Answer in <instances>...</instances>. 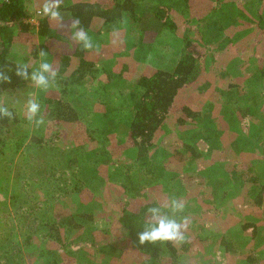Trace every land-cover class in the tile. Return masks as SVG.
<instances>
[{
    "label": "rangeland",
    "instance_id": "rangeland-1",
    "mask_svg": "<svg viewBox=\"0 0 264 264\" xmlns=\"http://www.w3.org/2000/svg\"><path fill=\"white\" fill-rule=\"evenodd\" d=\"M161 1L170 2L146 0L143 3V7L149 9L145 14L139 12L140 17L143 14L141 25L132 21L117 22L101 30V22L95 24L88 34L95 47L86 52V58L94 60L96 64L81 80L73 77L79 60L72 57L73 65L65 73L57 71L55 87L47 91L35 87L30 74L23 87L8 89L2 94L0 106L7 107L13 113V118H7L8 123L0 126V264H149L142 261L143 254L136 252L138 236L130 238L122 227L124 213L136 212L140 200H153L164 205L175 198V193H181V201L185 205L176 218L180 220L186 217L188 224L184 231L185 241L174 243L179 251L178 264H264V206H256L251 200L256 193L249 180L250 171L245 172L249 183L246 185L243 207L239 211L232 203L235 194L231 192L229 198H220L222 193L218 191V185L212 184L214 201L219 207L212 211L215 221L208 223L202 219V215L206 214L203 212L201 215L197 208L206 199L199 187L205 177L191 175L185 168L187 166L177 167L168 157L166 165L177 172L161 177L157 175L153 179L142 162L134 161L135 152L128 149V130L133 114L131 92L138 76L156 68L160 62L170 66L187 38L197 40L206 53L195 80L187 91L181 92L182 96L190 95L191 90H197L195 87L198 86L201 91H207L208 96L199 99L191 97L193 100L190 102L211 105L216 113L222 108L223 114L222 97L214 92L217 88L235 86L241 91L245 83L247 96L238 98L239 105L252 104L258 117L262 115L260 112L264 107V100L261 104L256 100L257 92H264V80L255 82L254 75L248 73L256 67L254 56L261 53L263 48L254 43L252 45L257 31L253 34L252 27L245 21L231 28L229 40L227 33L223 37L226 41L223 43L227 45L224 52L218 43L208 46L217 37L210 31L201 36L199 32L202 29L192 34L193 29L190 28L192 32L189 30L187 34L191 36L185 37L167 29L139 33L132 31L133 25L144 28L150 24L154 3ZM230 1L237 10L248 2ZM257 2L248 4L252 10L247 14L253 19H258L259 12L264 14L261 11L264 1ZM43 3L44 0H26V12L31 22H39L42 18L38 11ZM256 3L260 6L256 7ZM228 4L229 0L225 1L222 8H227ZM207 7V4H203L200 8L201 23L213 24L219 12ZM178 13L182 14L178 18L189 19L191 26L197 24V20L191 18L192 11ZM226 18L222 23L227 27L235 26L233 15ZM34 31L32 36L16 37L9 52L10 60L28 65L31 73L42 60L40 55L35 57L32 52L33 45L39 46L41 42L37 38V28ZM230 42L235 44L232 46ZM45 43L50 44V41ZM68 48L69 45L59 50L50 45L43 59L54 68L60 60L59 55H64ZM55 92L64 102L77 109L79 120H57L41 109L43 103L40 96H52ZM29 99H36L40 104V115L45 122L39 127L26 119L25 106ZM235 99L231 101L235 103ZM176 116L175 113L171 115L169 120L173 119V122L167 125L168 136L164 135L166 138L163 139V143H168L172 148L194 135L189 133L182 136L181 131L190 128V124L185 125L187 128H180L176 124ZM225 118L222 115L224 126L227 124ZM245 119L247 122L248 117ZM240 121L243 119L238 117L236 123ZM259 122H264V117L256 119L255 124L247 122L240 130L234 129L235 126L230 128L231 131L236 130V135L248 137L247 145L240 147L231 144L214 149L209 154L207 145L201 141L197 143L199 157L205 163L212 156L216 163H230L232 169L243 165L248 169L252 159L261 158L255 151L258 148L256 139L261 132L264 133L256 125ZM223 138H228V135ZM163 146L167 148V144ZM160 153L164 155L163 150ZM56 157L59 168L51 170ZM217 166L214 172L217 173L218 183L225 175ZM256 168L261 170L262 163L257 162ZM23 177L27 178L26 183H22ZM180 182L185 190L181 189V185L177 187ZM229 186L227 182L226 188ZM81 214L84 216L81 217ZM167 215H173L171 210ZM224 216L229 223L226 226L229 227L228 237L222 236L225 231L221 217ZM76 223L80 225L76 226ZM222 238L226 239L227 244L222 243ZM164 256L157 264H171L169 256Z\"/></svg>",
    "mask_w": 264,
    "mask_h": 264
},
{
    "label": "trees",
    "instance_id": "trees-1",
    "mask_svg": "<svg viewBox=\"0 0 264 264\" xmlns=\"http://www.w3.org/2000/svg\"><path fill=\"white\" fill-rule=\"evenodd\" d=\"M190 2V0H181L174 1L167 6L166 4L154 5L153 15L155 18L152 17L150 24L145 26L143 30L149 27L148 29L158 31L161 23L162 27L175 32L177 28L172 16L174 15L173 12L178 9L180 10V8H189L191 5ZM148 9L147 6L143 7V4L138 0L62 1L59 10L63 17L64 27H60L58 21L49 20L47 17H42L38 25L28 21L30 15L26 12V0H0V77H10V82H0V98L6 90L20 88L27 83V80L16 75L15 69L17 64L21 63L9 59V52L16 37L32 36L35 34L36 31L34 30L37 28V38H39L41 42L39 46L36 44L33 45L32 52L35 57L39 55V51L41 52V50L47 52L50 45H54V47L59 50H63L69 45L66 53L64 55H59L60 60L56 63L54 69L60 71L62 74L65 73L69 67L73 65L72 57H76L79 60V65L75 68L73 77L75 80H81L94 63L86 58V52L88 50L82 47L83 42L72 40L71 37L75 30L70 29L69 25L71 22L75 19H79L80 26L90 34L95 24L99 22H101L102 30L108 25L121 21L126 14L131 13L136 15L139 12L144 14ZM261 11L264 12V9ZM257 14L258 19H253L246 15L245 20L247 25L249 24V26L252 27L253 34L254 31H257L254 34L255 38L252 45L254 43L264 47V40L261 39L264 35V14L260 12ZM220 24V22H216L213 25L214 31L210 33L216 35L217 38L214 37L215 43H218L222 49L221 51L224 52L223 49H226L227 45L223 43V41H225L223 40L224 33L222 32L224 29ZM101 30L99 31L101 32ZM47 40L50 41V44L45 43ZM255 46L256 45H254V47ZM205 53L206 50L202 49L199 43L191 38H187L175 62L170 66H166L160 62L156 68L139 75L136 86L131 92L133 114L129 123L127 142L130 147L135 148L136 158L134 161L142 162L146 166L147 171L151 172V177L153 179L157 178V175L161 177L169 173L165 165H160L164 163L160 159L162 157L160 153L162 150L154 143V138L158 130L165 125L167 118L169 117L170 119L173 113L177 114L176 124H183L181 126L185 127L188 123L194 124L198 122L197 126H200V128L194 131L191 126L187 130L181 131L182 136L189 133H194V135L179 144L178 147L172 148L169 147L168 143H165L167 144V150L170 151L168 155L171 158L170 160H172L174 164H178V167L187 163L185 155L190 157L193 155L188 162L186 170H190L191 172L198 167L191 162L194 157L199 156L200 148H198L199 145H197V143L201 141L207 145L209 154L213 152L214 149L225 147L222 146V140H219L223 131L216 126L215 120L218 119V117H213L212 114H215L213 107L210 106L206 109L204 108L205 110L195 111L190 105V97L181 95L182 90L190 86L195 80L197 76L196 73H198L197 67L200 65ZM252 54L254 53H251V55ZM256 56H258L259 61H262L264 52L258 53ZM259 66L261 67L262 64H259ZM28 72L30 76V67H28ZM253 79L255 82L263 81L264 72L258 76H254ZM241 91L238 86H235V88L228 87L226 89L217 88L214 94H217V96L221 95L222 97L223 113L227 107L234 108L235 104L231 100L236 98V93L237 95L240 93L239 95L242 96L244 92L243 87ZM40 98H42L41 104H44H42L41 109L46 110L47 113H49V117L56 118L57 120L63 119L67 122L79 120L77 109L73 108L71 104L64 102L61 96L56 92L54 95L48 97L41 95ZM199 98L200 96L197 99ZM237 108L247 117L257 113L256 109L249 104L244 107L245 109L239 106ZM203 114H205L204 117ZM222 115L224 114H221V116L219 114L220 117H222ZM7 123V117L0 118V126L6 125ZM248 139L247 137L246 141H248ZM246 141H244L245 145L248 144ZM157 160L159 162L158 164L156 163ZM217 169L221 171L224 167L220 164ZM197 170L200 172L199 167ZM201 171H203L202 174L203 177H205V181H201L199 186L202 185L207 187L208 185H206V183L209 184L210 182L215 185H221L216 182V172H214V175H211L210 172L207 173L205 169ZM249 180L252 181L253 176L250 177ZM178 185L177 187L181 185V189L185 190L183 183ZM217 187L220 188L221 186ZM180 195L181 193H175L174 197L181 201L183 198ZM140 201L137 207L138 210L136 212H125L124 219L122 220V227L128 232L130 238L137 236L138 232L144 230L146 222H148L153 215L152 213H146L148 208L156 207L160 209L157 215H167L170 211L168 208L162 207L161 204L153 200L146 202H143V200ZM83 216L84 215L81 214V217ZM75 225L79 226L80 224L76 223ZM222 243L227 244L225 238H222ZM137 250L138 253L144 255L142 260L145 263L157 264V262L162 261L161 259L163 255H165L169 256L168 260L171 264H178L179 251L173 242L158 241L155 244L146 242L144 245H139Z\"/></svg>",
    "mask_w": 264,
    "mask_h": 264
},
{
    "label": "crops",
    "instance_id": "crops-1",
    "mask_svg": "<svg viewBox=\"0 0 264 264\" xmlns=\"http://www.w3.org/2000/svg\"><path fill=\"white\" fill-rule=\"evenodd\" d=\"M138 1L143 4L146 0H138ZM174 1L176 2V1H181V0H170V2H168V3H165V2L162 3V1H161L159 3H154V5L166 4V6H167L168 4H172ZM190 1H191L190 2L191 5L189 6V8L186 9L184 7L183 9L180 8V10L178 9L177 11L173 12L174 15H172V16H173V19H174V21L176 23V28H177V30L174 33H176V32L178 34L180 33V36H184L185 37V36H191V35L187 34V33H189L190 28L193 29V32L190 30L192 32V34L194 32H199L202 29V31L199 32V33L201 34V36H205V34L208 33L209 31L210 32L214 31V29H213L214 26L213 25L216 22H218V23L220 22L221 23L220 26L224 27V30L222 32L224 33V35L226 33L228 34V38H227L228 40L230 38L229 32L232 33L231 28H234V27L236 28V27L244 24V21H245V24H247V22L245 20V16L248 15L247 14L248 11L250 12L252 10V8L248 7V4L253 3L255 1L257 2V0H248V2L244 6L242 5L237 10L236 7L233 6V3H231L230 0H229V4H228L227 8H222L223 3L225 1H227V0H190ZM240 1H242V0H240ZM261 1H264V0H261ZM257 3H256V7H259V5H258L259 3L258 4ZM203 4H207L208 7L206 9H208V10L212 9V11L217 9L216 11L219 12L218 17L215 18L213 24H208L207 22L206 23H201L200 19L202 18V16H201V13H200V8H202ZM179 11L180 12L182 11L183 13L184 12L187 13L189 11H192V15L193 16H191V18L196 19L197 20V24L191 26L190 24H188L189 23L188 22L189 19H185V18L179 19L178 16L181 17V15H182L181 13H178ZM257 11H258V8H256V12ZM231 15H233L232 20L234 21V25L235 26L230 25V26L227 27L224 23H222V20H223L224 17L226 18V17L231 16ZM153 17H154V15H153ZM30 18L31 17H29L28 21H30ZM226 19H231V18H226ZM142 20H143V14L140 17L139 13L136 14V15L130 13V14H126L125 17L119 22L124 23V22H127V21H132L134 23L137 22L139 25H141V21ZM33 24L38 25L39 22L35 21V23H33ZM148 28L149 27H147L145 30H143V27L140 28L137 25H133L131 30L136 32V33L137 32L139 33L141 31L142 32L154 31V30L148 29ZM159 29L161 30V29H167V28L162 27V25L160 23ZM195 30H198V31H195ZM168 31H171V30H168ZM171 32H173V31H171ZM261 39L264 40V35L262 36ZM192 40H194V39H192ZM194 41L199 43L197 40H194ZM214 43H215V40L213 39L208 44V46H210V45H212ZM229 44H231L233 46L235 44V42L234 43L230 42ZM208 46H207V50H208ZM201 48H202V46H201ZM261 51H262V53L264 52V47L262 48V50H260V52ZM254 57H255V60H256V63H255L256 67H253V69L250 70L248 73H251V75H254V76H258V75L262 74V72H264V58H263L262 61H259L258 56H254ZM240 61H241V59L238 60V62H240ZM92 62L94 64H96L94 60ZM212 63H213V61L211 62V64ZM259 64H262V66L260 67ZM198 67H197V69H198ZM196 74H198V73H196ZM242 77H244V76L242 75ZM206 80H207V78L204 81H206ZM187 88H188V86L182 90V93L185 91V89L187 91ZM243 88H244V92H243L242 96L244 97V96H247V89H246V84L245 83L243 84ZM195 89H197L198 91L197 90H191L190 95L186 96V97H188V96L190 97L189 100L193 99L191 97L198 98L200 96V98H206L208 96V94L206 93L207 91L206 92L201 91L200 87L196 86ZM193 93H195V94H193ZM239 94H238V96L240 97ZM238 96H236L237 99L239 98ZM237 99H235L236 102L234 103L236 108L239 106L242 109H245L244 107H246L247 105L246 104L243 105V106L239 105L240 102H239V99L238 100ZM256 100H257L258 103L261 104L262 103L261 101L264 100V92H257ZM190 105H191V107L194 108L195 111L205 110L206 108L211 106V105H205V104H200L199 105L198 103H196V101H195V103L190 102ZM249 105L252 106V104H249ZM235 106L233 108V112L231 111V109H232L231 107H227V109L224 111L223 114L225 116L224 115L223 116L226 117L225 119L227 121V124L225 126L221 122V117H220L222 108H220L218 110L217 114H216V110H214L215 114H212L214 118L218 117V119L215 120V123H216V126H218L223 131L222 136L219 137V140H222L221 141L222 142V146H225V147L229 146L231 144L234 145V146H240L241 147V145H244V141H246V136H241L240 134L236 135L237 134L236 130L231 131L230 128L232 126H235L234 129L240 130L241 128L245 127L243 125H245L247 122L249 123V122L252 121L255 124L256 119L264 117V107H263L262 108V112H260V113H262V115H260V117L252 115V116L248 117L247 122H246V119H245L246 116L243 115L242 112L238 108L236 109ZM253 108H255V107H253ZM203 112H201V113H203ZM237 112H239V114H237ZM219 114H220V116H219ZM204 115L205 114H203V117H204ZM238 115H240V116H238ZM238 117L243 119V121H240L239 123H236ZM172 122H173V119L169 120V117H168L167 120L165 121V125H164L165 127L163 126L164 128L162 127L156 133V136L154 138V143L156 145H158L159 148L161 150H163V152H164V155L160 158L164 163H161L160 165H162V166L165 165V167L169 170V173H173L174 174L177 171L171 170L172 168H170L169 166L166 165V164H168L166 160L169 159L168 155H169L170 151H168L167 148L163 146L165 144V143H163V139L166 138L164 135L168 136V133H167L168 126L167 125L172 124ZM192 124L193 123H190L189 127L191 126V128H193V131L195 129L200 128V126H197L198 122H197V125H195V123L193 125ZM254 124H253V126L255 127ZM181 125H183V124H181ZM181 125H179L180 128H187V127H182ZM256 125L259 126L258 129L260 131L264 130V122H262V123L259 122ZM226 126H228V127H226ZM212 127H214V126H212ZM226 128L230 129V130H227ZM225 135H228V138L224 139L223 136H225ZM238 136H239V138H238ZM160 138L162 140H160ZM256 143L258 145L257 146L258 148L255 151L258 153L259 156H261V158L258 159V160H255V158L252 159L251 163L248 165V169H246L244 165L241 166V167H236L237 170L235 168L232 169V166H231L230 163H226V164L225 163H221L219 161V159H218L219 162L216 163L215 160L212 158V156H210V158H208V161L205 163L204 161L201 160V156L200 157L196 156V157H194V159H193V161L191 163L193 165H195V162H197L198 164L196 163V165L200 168V172H199V170H197L198 168H195L194 170L191 171V173H192L191 175L199 174L200 175L199 178H202L203 177V174H202L203 171H201V170H204V169H207V173L210 172V174L213 175L215 166L216 165L219 166L221 164L224 167V169H222V170H224V172L222 170L220 172L225 175L224 176L225 178L220 180V181H218V183L221 184V185H218V186H221L220 188H218V191L222 193V196L220 198H227L231 194V192L233 194H235V196L232 199V203L234 204V207H236V211H239V209L243 207V200H244V198L246 196V188H247L246 185L249 183L248 182V176H246L245 172L251 171L250 172V177L253 176V180L250 181V182L253 184V191L256 193L255 197L251 198V200H253V203H255L256 206H260V205L264 206V133L263 132H261L260 135L257 137ZM222 148H224V147H222ZM128 149H131V152H135V148H133V147H130ZM228 150L230 152H232L231 148H228ZM165 155H167V156H165ZM185 157L187 158L186 159L187 163L185 165H181L179 167H183V166H187L188 167V162H189L190 158L193 157V155L191 157L188 156V155H185ZM135 158H136V156H135ZM196 158H197V160H196ZM53 161L55 162L54 163L55 166L50 167L51 170H54L53 168H59L58 157H56ZM156 162H157V164L159 163L158 160ZM257 162L262 163L263 168L261 170L256 168V163ZM236 164H237V162H236ZM176 165H178V164H176ZM187 167H185V168H187ZM145 168H146V166H145ZM188 171H190V170H188ZM26 180H27V178L23 177L22 183H24V182L26 183L27 182ZM227 182L230 185L228 188H226V183ZM206 185H208V186L207 187L202 186V185L199 186L200 187V193L202 195H204L206 199L204 200L203 203L198 205L197 208L200 211L201 215H202L203 212L206 214V215H202V219L205 220V222L213 223L215 221V218H214V214H213L212 211H214L216 209V207H219V206L218 205L216 206L215 201H214V193H215V191H214V187H213L212 183L211 182L209 184L206 183ZM250 187H252V186H250ZM255 198H256V200H255ZM221 219L223 221V226H224L223 230L225 231V232L222 233V236L223 237H228L227 235H229V234H227V231H228L229 227L226 228V226H228L229 223H227L225 216L221 217ZM232 219L234 221L237 220V218H232ZM137 251L138 250H136V252ZM138 254H140V253H138ZM142 258H143V256H142Z\"/></svg>",
    "mask_w": 264,
    "mask_h": 264
},
{
    "label": "clouds",
    "instance_id": "clouds-1",
    "mask_svg": "<svg viewBox=\"0 0 264 264\" xmlns=\"http://www.w3.org/2000/svg\"><path fill=\"white\" fill-rule=\"evenodd\" d=\"M62 0H44V3L39 11L41 17H47L49 20L58 21L60 27H64L63 17L61 16L60 6ZM70 29H74L72 34V40L80 42L82 41V47L85 50H91L95 47L92 38L88 35L83 27L80 26V20L75 19L69 25ZM42 58L39 67L34 69L31 73V81L34 86L47 91L50 87L56 86V78L58 72L43 58L46 53L41 50L39 53ZM28 65L17 64L15 69L16 75L24 80L29 79ZM48 75H45V74ZM9 81L10 77H0V82ZM51 81V82H50ZM26 119L34 123L37 127L44 124V117L40 115V104L36 99H29L26 103ZM13 118V113L7 108L0 106V118ZM162 207L170 208L172 216L157 215L160 209L156 207H150L146 213H152L149 221L146 222L144 230L137 233L139 245H144L146 242L155 244L156 242H173L182 243L185 241L184 231L187 229V218H181L178 220L176 214L184 210V203L176 198H172L169 203H165Z\"/></svg>",
    "mask_w": 264,
    "mask_h": 264
},
{
    "label": "built area",
    "instance_id": "built-area-1",
    "mask_svg": "<svg viewBox=\"0 0 264 264\" xmlns=\"http://www.w3.org/2000/svg\"><path fill=\"white\" fill-rule=\"evenodd\" d=\"M39 12V11H38Z\"/></svg>",
    "mask_w": 264,
    "mask_h": 264
}]
</instances>
